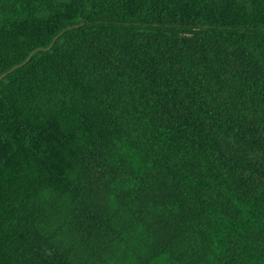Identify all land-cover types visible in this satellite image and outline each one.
I'll return each instance as SVG.
<instances>
[{
  "label": "trees",
  "instance_id": "trees-1",
  "mask_svg": "<svg viewBox=\"0 0 264 264\" xmlns=\"http://www.w3.org/2000/svg\"><path fill=\"white\" fill-rule=\"evenodd\" d=\"M3 73L0 264H264V0H0Z\"/></svg>",
  "mask_w": 264,
  "mask_h": 264
},
{
  "label": "water",
  "instance_id": "water-1",
  "mask_svg": "<svg viewBox=\"0 0 264 264\" xmlns=\"http://www.w3.org/2000/svg\"><path fill=\"white\" fill-rule=\"evenodd\" d=\"M54 38H55V37L52 38V41L54 40ZM49 46H50V44L47 46V48H48ZM33 51H34V50H33ZM33 51H32V52H33ZM32 52H31V53H32ZM31 53H29V55L27 56V58L31 55ZM27 58H26V59H27ZM26 59H25L22 63H24V62L26 61ZM22 63H21V64H22ZM21 64H20V65H21ZM11 69H13V68H10V70H11ZM4 75H5V73L1 74V75H0V78L3 77Z\"/></svg>",
  "mask_w": 264,
  "mask_h": 264
}]
</instances>
